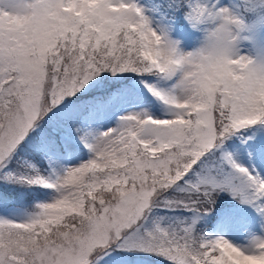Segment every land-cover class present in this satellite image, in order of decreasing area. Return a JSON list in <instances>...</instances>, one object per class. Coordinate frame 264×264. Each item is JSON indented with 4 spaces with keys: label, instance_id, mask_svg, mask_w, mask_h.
Returning a JSON list of instances; mask_svg holds the SVG:
<instances>
[{
    "label": "snow or ice",
    "instance_id": "6c2138e0",
    "mask_svg": "<svg viewBox=\"0 0 264 264\" xmlns=\"http://www.w3.org/2000/svg\"><path fill=\"white\" fill-rule=\"evenodd\" d=\"M154 7L158 27L134 0H0V182L57 194L22 222L0 219V264H99L112 253L163 264H264V235L242 249L196 228L221 193L264 221V175L225 148L247 129L243 135L255 141L236 148L264 160V25L257 36L247 22L248 13L264 12V0H161ZM178 14L201 33L192 50L182 49V37H169L165 18ZM245 43L254 46L249 55ZM105 73L169 84H145L164 116L127 114L115 127L85 132L90 159L52 178L32 165V175L7 171L39 122ZM87 99L64 121L103 117L109 100ZM48 145L47 137L35 141L38 150ZM197 167L195 181H186ZM157 208H182L192 219L149 223Z\"/></svg>",
    "mask_w": 264,
    "mask_h": 264
},
{
    "label": "rangeland",
    "instance_id": "374dc122",
    "mask_svg": "<svg viewBox=\"0 0 264 264\" xmlns=\"http://www.w3.org/2000/svg\"><path fill=\"white\" fill-rule=\"evenodd\" d=\"M134 2L145 9L149 19L153 21V26L158 27L161 21V14L155 9V5L159 4L161 0H134ZM255 2V0H253ZM221 3L233 6L238 5L239 0H221ZM234 11L240 12L239 7H235ZM170 28L169 37L172 39H181V47L185 51L192 50L198 46L201 39V33L192 31L184 22L182 16L179 14L174 18H165ZM247 22L255 26L257 29V36H259V27L264 25V12H254L247 14ZM253 45L245 43L241 45L242 54L249 55L253 51ZM129 78H126V77ZM131 77V78H130ZM118 83L114 87V83ZM145 84L149 86H155L157 88H167L169 84L159 81L153 76H134L130 73H125L118 77H113L110 74H103L102 77H98L96 81L91 83V87L87 90H96L99 95L103 92L106 95L104 97L109 100L110 106L103 117L84 120L81 124V113L74 121H64V117L68 111L81 108V106H75L72 97L70 100L65 101L58 107L54 108L42 121L39 122V127L35 133L30 134V138H34V142L39 137H47L49 145L43 150H38L33 144V149L38 154V159L42 163L41 167L37 168L33 163L25 158L21 159V168L24 175H32L33 173L27 168V165H32L36 169V172L45 177L52 178L53 174H60L69 167H76L80 164L87 162L91 153L87 150L83 143H81L80 136L85 132H90L92 135L103 132L110 127H115L117 124V118L127 114L147 113L153 118H162L164 116L163 105L151 95V93L145 87ZM81 93H84L83 91ZM78 93L77 95L81 94ZM131 101V107L127 111L123 110L126 102ZM88 104V103H85ZM84 104V105H85ZM83 105V106H84ZM82 106V107H83ZM62 118V119H61ZM45 121V123H44ZM63 121V122H62ZM74 122V123H73ZM76 124L80 127V132L76 131L73 127ZM108 127V128H107ZM251 128L259 127L250 126ZM248 130H241V134L234 136V139L226 141L225 148L232 154L233 159L243 167L252 170L255 169L257 173L264 175V160H261L257 156L253 155L251 151H245L241 153L236 145L243 146L244 142H254L255 136L248 137L243 133ZM29 138V139H30ZM91 137H89V140ZM34 150H32L34 152ZM17 151H21L19 148ZM31 151V152H32ZM11 164V163H10ZM10 171V167L7 169ZM13 172V171H12ZM17 173V175H23ZM199 174V167L193 172L189 173L185 180L188 182H194L196 176ZM184 181H181L183 184ZM3 185H9L4 182H0ZM39 187L38 196H34L33 203L30 206L23 207L12 202L11 198L4 199L0 196V219H7L14 222H22L34 214L38 209L37 205L44 203H51L57 194L51 190L41 186ZM9 189L10 185H9ZM225 201L227 204L226 209L216 212L211 222L208 223L204 229H200V233L209 237L221 236L224 239L231 242L233 245L242 249H247L251 245V241L254 237L264 235L261 231V224L264 221L257 214L253 207L247 205H241L237 201L232 200L226 193H221L218 197V201ZM165 210V211H164ZM176 210L180 212H176ZM153 212V211H152ZM163 215H156L157 219L163 218L161 222L163 224H169L177 220H191L192 214L185 211L182 208H176L174 210L162 209ZM154 215V214H153ZM207 218H210L207 217ZM207 218H199L198 221L206 220ZM154 217L152 216L151 220ZM151 223V221H150ZM163 264L162 261H142V260H129L125 256H119L112 253L111 256L105 255L99 261V264Z\"/></svg>",
    "mask_w": 264,
    "mask_h": 264
},
{
    "label": "trees",
    "instance_id": "16d2710c",
    "mask_svg": "<svg viewBox=\"0 0 264 264\" xmlns=\"http://www.w3.org/2000/svg\"><path fill=\"white\" fill-rule=\"evenodd\" d=\"M134 76H136V75H134ZM126 78H129V77L127 76ZM117 84L118 83L116 82V83L112 84V86H109V87H114ZM101 94H103V92ZM89 95H99V93L96 90H90V91H87V92H84V93L77 95V97L73 98V102L75 103V106H81L82 107L85 103H89V100L87 99V97ZM103 95H106V94L104 93ZM44 123H45V121H44ZM238 134H241V132ZM34 138L31 137L30 139H28L20 147L21 151L16 152V154L14 155V157L12 159L11 164L9 165L10 171L15 172L16 174L19 172L23 174V170L21 168V165H22L21 159L22 158L27 159L28 161L33 163L37 168L41 167L42 163L38 159V154L35 152V150L32 147L33 144L35 143ZM231 139H234V137H232ZM32 150H34V152ZM9 185H10L11 189H9ZM9 185L0 184V196L4 199L5 198L6 199L11 198L13 200L12 202H14L15 204H17L19 206H23V207L30 206V203H33V201H34L33 197L40 195L39 194L40 188L36 187L35 185H31V186L27 185V184H9ZM225 204H227V202L221 201V200L218 201L217 206L214 208V212L210 216V218H207L204 221L203 220L198 221V223L196 224L197 230L200 231V229H202V228L204 229L206 226H208V223L211 222V218L216 212L222 211V210L227 208L225 206ZM161 211H162V209H159V208L154 209L153 212L150 214L149 223L151 221L152 216L154 217V219H157L156 215H158V214L163 215L161 213ZM176 212H180V211L176 210ZM152 261L154 262V261H158V260H152ZM153 264H156V263H153Z\"/></svg>",
    "mask_w": 264,
    "mask_h": 264
},
{
    "label": "bare ground",
    "instance_id": "6f19581e",
    "mask_svg": "<svg viewBox=\"0 0 264 264\" xmlns=\"http://www.w3.org/2000/svg\"><path fill=\"white\" fill-rule=\"evenodd\" d=\"M130 107H131V101L128 100V101L126 102V105H125V107L123 108V110L127 111V109L129 110ZM107 128H108V127H107Z\"/></svg>",
    "mask_w": 264,
    "mask_h": 264
}]
</instances>
